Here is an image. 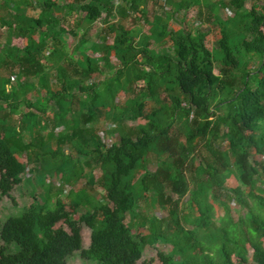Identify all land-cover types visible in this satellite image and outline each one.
I'll return each instance as SVG.
<instances>
[{
    "label": "trees",
    "instance_id": "trees-1",
    "mask_svg": "<svg viewBox=\"0 0 264 264\" xmlns=\"http://www.w3.org/2000/svg\"><path fill=\"white\" fill-rule=\"evenodd\" d=\"M163 1L0 0V199L30 188L28 206L0 227V264H69L75 253L93 264H138L158 243L171 246L160 264H264V6ZM154 7L162 14L148 35L123 24L90 35L103 13L136 20ZM191 9L205 31L184 25ZM176 15L184 27L168 30ZM208 25L219 33L211 48ZM97 73L103 79L93 80ZM118 95L129 103L116 105ZM109 129L116 139L106 145ZM47 176H60L54 193ZM81 179L66 210L58 196ZM146 204L165 216L145 214Z\"/></svg>",
    "mask_w": 264,
    "mask_h": 264
},
{
    "label": "rangeland",
    "instance_id": "rangeland-1",
    "mask_svg": "<svg viewBox=\"0 0 264 264\" xmlns=\"http://www.w3.org/2000/svg\"><path fill=\"white\" fill-rule=\"evenodd\" d=\"M64 1L69 2L70 0H64ZM207 1L212 3V2L217 1V0H207ZM159 2L163 3L164 1L158 0V3ZM170 2H171V0H167L168 4ZM254 2H255L254 0H246L244 3V8L250 9V7L252 6V4ZM259 5L264 6V0H260ZM164 7H166V6H164ZM154 8L156 11H153V9H152L145 16H142L139 13H133L132 16L136 20H133L131 17H124V18L120 17L117 14H115L114 12H112L113 16H110V17L106 16L103 13V15L101 16L102 19L97 21L91 27L90 35H95V32H97L99 30V28L104 27L105 24H123L124 26L131 27L133 30L140 29V32L138 33L139 36L148 35L150 33V30H149L150 25L148 22H151L153 20L154 15L157 16V15L162 14V8L161 9L156 8V7H154ZM166 11H169V8H166ZM225 11L226 10H224L223 12L221 11L219 13L220 17L222 19H225L228 16ZM176 16H177V17H175L176 20L171 19L170 21H168V30H177L179 27H182V26L184 27V25H186L188 29H192L193 25H195V26L198 25L199 28H202L205 31V25L203 23H199L198 18L196 17V9H191L187 12V16H186L187 22L184 25L180 24V22H179L178 18H180V16H178V15H176ZM59 25H61V24H59ZM62 26H65V28H67V29L71 27V25L68 23H62ZM208 28H209V35L206 37L205 43H206L208 48H211L214 44L215 37L216 36L218 37L219 33H218L217 27H215L213 25H208L207 29ZM179 33H181V32H179ZM4 38H5V30L0 29V44L4 43ZM67 38H68V46H70V47L74 46L75 42L68 35H67ZM111 40L112 39L109 38L107 40V42L111 43ZM11 43H12V45H15L17 47L22 46V41H21V39H18V38L13 39V41ZM167 44H169V41H167ZM149 47L156 49V45L153 42L149 43ZM88 53L90 54V52H88ZM110 60L115 66L119 64L115 57H111ZM139 60H141V59H139ZM98 65L102 66L101 63H99ZM92 79L93 80H100L103 78H101V76L98 75V73H97V74L92 75ZM135 86L137 87V86H139V84L137 83ZM129 97L132 98V96H129ZM160 97L163 100H165V99L168 100L165 93H161ZM122 103L128 104L129 102L125 96L118 95L116 100H115V104L116 105H124ZM110 123L111 122L108 121L107 126L109 125L110 129H112L113 125H111ZM142 123H143L142 120H138V121H136V123L129 122V121L124 122V124H126V126H128V127L133 126L135 124H142ZM110 129L107 132H104V134H102L103 142L106 145H109L112 141H115V139H116V135L114 133H112V131ZM173 131H175V128H173ZM50 162H52V161L50 160L49 162H47V164H50ZM154 162H155V159L151 156L149 163L147 165V168L150 171H153L156 169ZM32 170H34L33 173H34V175H36L38 172L37 171L38 166H32ZM142 171L143 170L141 169L140 171H138L136 173L135 179L142 173ZM101 173L102 172L99 170H94L92 175L94 178H99ZM29 175L33 176V174H31V173ZM24 177H28V174L26 173L24 175ZM59 183H61L60 176L53 177V178H51L50 176L45 177V187L48 186L47 184L51 185V189H52L51 193L55 192ZM190 184H191V187H194V185H195L192 180H190ZM84 186H85L84 180L81 179L72 187V189H70V191L66 190L65 192L59 194L58 198L62 201L66 210H70V204L76 200L77 192L79 193L80 189L83 188ZM95 187L96 186H94V189H95ZM44 188L43 187H37L36 198L38 200H40V202L43 200V197L41 195L44 193V190H45ZM28 189H30V188H28L26 185L17 186L12 190L10 198L3 197L0 199V227L9 216L19 215L21 213V211L28 206V204H29V199H28V191L29 190ZM91 195L94 197L93 199L98 200V199L102 198L101 197L102 195H101V193L98 192V189H95L93 192L91 190ZM142 205H143V203H142ZM141 209L145 214H148V215L155 213L158 217L165 216V213L162 211L156 212L155 210H152V208L149 204H146L145 206L141 207ZM231 209L233 211L234 218L237 219L240 215L241 208L235 204V205L231 206ZM220 215H222V214L218 215V213H216L215 214V220ZM74 218H77V216L75 215ZM129 219H130V215L127 216L126 222L129 221ZM60 225H61V223H59L57 225V227ZM187 228H191V227L187 226ZM137 232L142 233L144 235L149 233V231L147 229H139V230H137ZM81 233H83L84 248L87 249L89 247V244H90V231L86 228H83ZM39 235H40V233H39ZM170 250H171V246L164 244V243H158L154 246H148L145 250L143 258L138 262V264H146L151 260H154L156 264H160L158 253L159 252L168 253V252H170ZM16 251H17V247L13 246L11 248V252L15 253ZM79 255H80V253H75L73 256H71L68 259L69 264H87V263L93 264L91 262L85 261ZM176 258L178 259L179 257H176ZM250 259H251V256H250Z\"/></svg>",
    "mask_w": 264,
    "mask_h": 264
}]
</instances>
